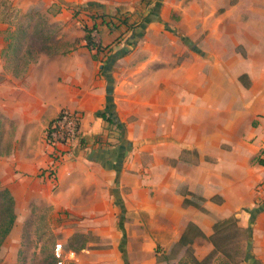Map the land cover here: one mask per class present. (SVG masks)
<instances>
[{"label":"crops","instance_id":"0c3cea01","mask_svg":"<svg viewBox=\"0 0 264 264\" xmlns=\"http://www.w3.org/2000/svg\"><path fill=\"white\" fill-rule=\"evenodd\" d=\"M167 2L162 1L157 18L140 34L141 38L134 32L125 33L123 42L106 48L109 51L105 49V57L98 59V55H93L102 52L97 48L75 50L69 55L43 54L29 66L26 84L18 82L9 90L12 77L0 81L1 184L12 189L13 181L22 190L27 189L26 181H49L48 176H35L51 157L48 153L42 163L36 154L42 141L49 148L45 128L58 116L62 105H67L84 112L83 141L78 160L68 156L59 163L60 184L75 170L78 178L79 172L92 170L97 174V188L105 205L110 206L108 198L116 194L117 198L121 196L126 210L140 205L135 196L144 190L143 184H151L149 191L157 186L159 193L173 197L159 202L158 211L188 214L203 228V222L229 219L234 214L239 222H259L264 218V209L255 206L264 197V163L257 159L264 149V26L257 20L264 16L261 12L249 13V21L244 22L242 18L246 16L237 11V6L226 7L214 18L220 22L233 20L236 27H219L217 22L201 32L197 25L208 15L205 11L194 13L190 17L191 42H153L161 35L160 24L169 34H177L169 29L165 19ZM214 6L218 7V2ZM180 8L183 10L182 5ZM142 39L147 41L143 43ZM136 57H141L140 61ZM68 61L74 65L66 71L59 70L57 81L62 76L66 83L85 87L79 89L81 94L76 100L61 102L44 93V84L54 79H49L44 71L51 63L65 65ZM145 69L140 86L146 91L141 118L129 121L131 115L138 113L135 95L141 81L138 77ZM161 71L172 73L173 77L158 83V92L150 100V79ZM102 113H107L113 122L109 123ZM154 130L157 134L151 137L150 131ZM138 131L143 132L142 136H137ZM161 160L177 163L162 168ZM154 171L157 177L153 176ZM130 175H135L142 186L129 182ZM126 186L131 188L128 194L124 192ZM183 186L187 192H181ZM29 188L31 192L32 187ZM16 190L18 207L21 199ZM195 196L203 202L198 204ZM187 198L196 204L185 205ZM139 208L151 211L143 200ZM245 210L250 215L239 213ZM110 253L117 258V264L123 263L118 246ZM130 254L128 250L129 260ZM142 264L152 262L146 260Z\"/></svg>","mask_w":264,"mask_h":264},{"label":"rangeland","instance_id":"374dc122","mask_svg":"<svg viewBox=\"0 0 264 264\" xmlns=\"http://www.w3.org/2000/svg\"><path fill=\"white\" fill-rule=\"evenodd\" d=\"M146 1L0 0L2 45L0 81L11 76L9 90L18 82L26 84L29 66L43 54L69 55L79 49L91 51L87 45L88 35L94 38L102 51L93 55H98V59L105 57V49L123 42L125 33L134 32L140 35L151 22L155 21L163 6V0H150L148 3ZM214 2H218V7L214 6ZM164 4L168 27L176 30L177 34L171 31L169 34L164 25L160 24L161 35H157L153 42H171L174 39L183 44L191 42L190 17L194 13L205 11L208 15L205 21L201 19V23L197 25L201 32H205L206 27H213L217 22L219 27L230 29L236 27L233 20L222 19L221 22L215 20L214 15L222 14L227 10L226 7L237 6V11L246 16L242 18L244 22L249 21L247 18L249 13L261 12L264 16V0H168ZM181 5L183 10L180 8ZM105 17L107 22H103ZM124 18L133 26L129 31H125L126 27L121 23ZM257 21H261L264 26L263 17ZM131 39L132 37L129 40ZM146 41L141 40L143 43ZM107 49L106 51H109ZM136 58L139 61L141 59ZM109 62L108 60L107 64ZM63 65V62L51 63L45 69L48 78L54 79L44 84V93L61 102L65 99L76 100L81 94L79 89L85 87V84L66 83L61 75L58 82L57 72L70 69L74 63L68 61L64 67ZM145 71L146 69L138 77L141 80L139 91L135 95L139 105L138 113L131 115L129 121L141 118V104L146 99L142 97L146 91L140 86L145 79L142 76ZM161 72L150 79L148 86L150 100L158 92V83L173 77L172 73ZM38 85L40 86L39 83ZM62 107L60 112L64 109L76 110L84 117V112L79 109L67 105ZM41 129L40 126V132ZM112 130L119 131L117 128ZM142 133L138 131L137 136H142ZM150 133L151 137L157 134L155 130ZM46 134L45 131L47 143ZM9 135L12 138V130L9 131ZM78 149L76 146L71 156L74 160H78ZM48 153L51 157L50 162L42 167L39 175L35 177L48 176L50 182L44 179L40 183H35V180L26 181L27 189L23 187L20 190L19 186L11 181L10 190L14 198V189H17L18 195L20 194L18 198L21 200L16 207L15 225L1 246L0 264H117V258L110 253L115 249V245L123 256L122 264H142L146 260H150L152 264H264V218L259 222H239L234 214L232 217L237 219H231L220 230H216L215 224L222 221L221 219L216 222H203L204 228L194 222L207 237H198L192 244L193 251H189L188 246L181 248L175 246L177 241H173V238L180 239L188 224L193 222L191 217L188 214L172 212L168 215L158 211V203L166 199L173 200L172 196L159 193L157 186L151 192L148 190L152 188L151 184L142 186L135 175H130L129 182H134L135 187L142 186L144 189L138 191L135 199L140 205L143 200L146 208L149 207L151 211L141 210L139 204L138 209L126 210L121 196L118 195L117 198L116 194L108 198L110 206L107 207L108 204L105 205V200L97 188L99 180L95 172L92 170L85 171L84 174L79 172L78 178L75 170L74 175H68L60 184L59 163L54 161L51 149H47L45 142L42 141L36 156L44 163ZM260 158L259 155L257 159ZM176 163L175 160L170 162L161 160L160 167L175 166ZM153 176L157 177L156 171L153 172ZM21 178L26 180L23 176ZM0 186L5 187L1 181ZM29 187H32L31 192ZM130 191V187L124 188L126 194ZM181 192H187V187L183 186ZM194 199L198 204L203 202L198 196ZM263 204L264 197L255 206ZM239 213L250 215L246 210ZM4 222V212L0 211V226ZM215 249L217 251L212 253ZM128 250L131 252L130 260L127 256ZM167 256L170 258L167 259Z\"/></svg>","mask_w":264,"mask_h":264},{"label":"trees","instance_id":"16d2710c","mask_svg":"<svg viewBox=\"0 0 264 264\" xmlns=\"http://www.w3.org/2000/svg\"><path fill=\"white\" fill-rule=\"evenodd\" d=\"M103 22H107L106 17L103 18ZM121 23L124 24V26L126 27L125 31H129L130 29L133 28V26L128 22L127 18H124L121 21ZM87 45L91 49L97 48L98 50H100V46L96 45L94 38L90 35L87 36ZM101 116H103L107 121H109V123L113 122L111 120V118L107 115V113H102ZM82 141H83V139H82ZM260 161H261V163H264V159L261 158ZM184 202H185V205L195 203L188 198ZM262 209H264V204L261 205V207H259V210H262ZM0 211L4 212V217H5L4 224L0 226V250H1V246L4 242V240L6 239V237L11 232L12 228L15 225L16 219H17L15 198H14L11 190L8 187H1L0 186ZM256 213H257V210H255L253 212V215H256ZM231 219H237V218L231 217L229 219H224L222 221L217 222L215 224L216 230H220L227 223H229L228 221H230ZM198 237H207V236H206L205 232L196 223L190 222L188 224L187 228L185 229L184 233L181 235L180 239L175 244V246L180 247V248L188 246V250L193 251L192 244L194 243V241ZM211 237L214 238V236H211ZM214 243L216 245V242H214ZM216 251L217 250L215 249V251H213L212 253H214ZM209 256H211V254ZM168 258H170V257L167 256V259ZM197 261H198V263H201V261H199V260H197Z\"/></svg>","mask_w":264,"mask_h":264},{"label":"built area","instance_id":"2783aa9c","mask_svg":"<svg viewBox=\"0 0 264 264\" xmlns=\"http://www.w3.org/2000/svg\"><path fill=\"white\" fill-rule=\"evenodd\" d=\"M83 115L76 110L64 109L46 128L47 144L52 151L54 161L62 162L72 156L76 146L82 143ZM260 157L264 159V149Z\"/></svg>","mask_w":264,"mask_h":264}]
</instances>
